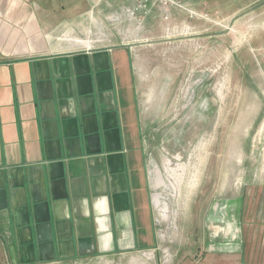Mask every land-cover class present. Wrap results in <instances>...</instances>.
I'll list each match as a JSON object with an SVG mask.
<instances>
[{
    "label": "crops",
    "instance_id": "0c3cea01",
    "mask_svg": "<svg viewBox=\"0 0 264 264\" xmlns=\"http://www.w3.org/2000/svg\"><path fill=\"white\" fill-rule=\"evenodd\" d=\"M45 1L0 0L5 252L18 264H187V248L171 247L156 228L140 110L156 57L146 35L170 26L177 10L169 24L151 3L139 25L129 16L135 0H84L77 10L59 2L78 15L69 21ZM195 1L205 10L232 5ZM109 12L132 33H113ZM82 20L99 25V40L90 26L85 40L75 36ZM60 25L73 31L54 50ZM226 186L232 214L216 223L209 215L208 246L199 244L190 264H264V185Z\"/></svg>",
    "mask_w": 264,
    "mask_h": 264
},
{
    "label": "rangeland",
    "instance_id": "374dc122",
    "mask_svg": "<svg viewBox=\"0 0 264 264\" xmlns=\"http://www.w3.org/2000/svg\"><path fill=\"white\" fill-rule=\"evenodd\" d=\"M83 1L48 0V5L59 10L60 19L74 21L78 15L64 11L59 2L77 10L85 7ZM230 1L205 10L195 7L200 1L186 0L195 16L177 10L171 24V18L166 21L170 26L146 35L156 57L140 110L156 228L171 247L187 248V264L194 263L191 253L199 244L208 246L209 215L216 223L232 214L226 201L233 196L226 185L254 180L264 185V0ZM105 16L113 33H132L120 25L116 12ZM79 23L84 27L74 26L76 37L82 39L90 26L93 39L101 38L96 37L99 25ZM72 31L60 25L52 49L65 48L62 40ZM167 55L169 62L162 60ZM234 194L241 197L242 189ZM0 264H18L1 241Z\"/></svg>",
    "mask_w": 264,
    "mask_h": 264
},
{
    "label": "built area",
    "instance_id": "2783aa9c",
    "mask_svg": "<svg viewBox=\"0 0 264 264\" xmlns=\"http://www.w3.org/2000/svg\"><path fill=\"white\" fill-rule=\"evenodd\" d=\"M153 3L158 6L162 12V18L165 21L170 19V11L175 9L181 12H186L190 16H195V12L190 9L184 0H135V6L129 11V16L139 25L143 23L145 15L149 13V4ZM142 14L143 17L141 16Z\"/></svg>",
    "mask_w": 264,
    "mask_h": 264
}]
</instances>
